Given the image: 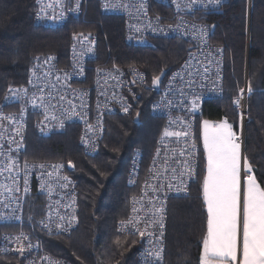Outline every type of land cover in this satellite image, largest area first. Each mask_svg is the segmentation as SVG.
<instances>
[{"label":"built area","instance_id":"2783aa9c","mask_svg":"<svg viewBox=\"0 0 264 264\" xmlns=\"http://www.w3.org/2000/svg\"><path fill=\"white\" fill-rule=\"evenodd\" d=\"M61 2L62 6L56 4L50 8L45 6L55 4V0H40L39 3L35 0L36 22L45 28L57 29L69 20L87 21L90 0ZM228 2L220 0L217 5L208 0H195L194 3L192 0H97L102 15L123 20L125 39L129 43L150 45L153 39L179 38L191 46L181 64L165 75L158 98L150 106L152 116L163 121V135L156 142L145 179L133 196L136 202L130 198L128 214L120 224L124 233L139 238L141 242L138 264H163L168 203L173 198L187 197L198 176L202 146L197 140L196 114L202 103L223 95L226 62L231 57L226 39L223 37L221 42L215 39L214 29L219 24L210 21L209 14L221 11ZM250 4L251 0H248L247 49ZM41 8L45 11L41 12ZM54 13H62V18L57 21L49 19ZM131 83L146 84L142 69L137 66L123 69L110 53L99 62L98 35L77 32L69 49L68 65L61 66L53 53L37 56L30 66L26 83L8 90L4 102L16 109L4 107L0 110L4 116L14 117L13 121L0 120V225L14 226L17 230L0 235V255L16 254L24 264H49L50 261L69 264L44 250L42 236L61 235L78 226V195L76 184L67 173V165L23 158L29 117H35L34 128L43 137L67 125L76 126L79 147L86 156H94L103 136L105 119L130 111L127 93ZM242 89L241 103H233V107L238 114L239 131L236 135L243 156L249 91L247 85ZM194 96L199 99L193 112L190 109ZM240 96L239 90L233 101ZM125 108L129 110L125 112ZM166 130L170 133L187 131L188 136H166ZM193 151L197 153L195 156L188 154ZM182 152L185 155H181ZM141 156L140 151L134 155L128 174L129 185L134 184L140 174ZM186 162L194 169V176L189 174ZM153 188L159 189L158 194ZM33 195L44 198L43 212L39 218L25 221L26 201ZM133 208L138 212H133ZM156 209L161 211L156 212ZM137 218L142 221L141 230H145L146 223L150 225L144 237L133 225L125 226L127 221ZM21 235L29 239L18 242L16 238ZM21 243L25 248L23 253L18 250ZM157 251L161 252L159 260L155 256Z\"/></svg>","mask_w":264,"mask_h":264},{"label":"trees","instance_id":"16d2710c","mask_svg":"<svg viewBox=\"0 0 264 264\" xmlns=\"http://www.w3.org/2000/svg\"><path fill=\"white\" fill-rule=\"evenodd\" d=\"M34 12L35 0H0V110L16 109L4 102L7 92L26 83L35 57L53 53L61 66L68 65L69 49L77 32L98 35L99 62L110 53L119 67L137 66L146 75L145 85H132L127 93L130 111L105 119L103 136L94 156L82 152L76 126L67 125L43 137L34 128L35 117H29L23 158L66 165L71 162L72 169L67 173L74 180L78 195V226L65 234L42 236L44 250L69 264H138L141 242L124 233L120 224L128 214L130 198L138 193L145 179L156 142L163 135V121L150 113V106L159 94L151 88V82L162 71L167 75L177 68L191 46L179 38L153 39L150 45L129 43L123 20L102 15L97 0H90L87 21L69 20L57 29L38 24ZM209 20L219 24L213 35L219 42L223 37L226 39L231 57L226 62L223 95L202 103L196 114L197 126L203 119L212 122L226 119L237 134L239 121L233 99L240 89L250 85L244 157L259 178L264 176V0H251L248 49V0H229L221 11L209 14ZM137 151L142 154L141 171L135 183L129 185V169ZM203 174L201 157L189 195L168 203L163 264H199L206 227L201 192ZM44 203L41 196L29 197L25 221L39 218ZM14 230H17L14 226L0 225V235ZM0 264L24 262L16 254H6L0 255Z\"/></svg>","mask_w":264,"mask_h":264},{"label":"snow or ice","instance_id":"6c2138e0","mask_svg":"<svg viewBox=\"0 0 264 264\" xmlns=\"http://www.w3.org/2000/svg\"><path fill=\"white\" fill-rule=\"evenodd\" d=\"M37 2L39 3L40 0ZM192 2L194 3L195 0ZM208 2L218 5L220 0H208ZM56 4L62 6L61 0H55V4L50 3L45 7L54 8ZM40 11L44 12L45 8H41ZM37 15L39 16L40 12ZM62 15V13H54L48 18L57 21L62 18ZM159 82L160 76H156L152 80L153 85ZM243 91L240 89L241 96L233 101L234 104L240 105ZM248 91L251 92L250 85ZM198 99V96L193 97L190 111L194 112L197 109ZM32 103L35 104V100ZM128 110V108L124 109L125 112ZM139 115L138 112L137 118ZM4 119L13 121L14 117L0 114V120ZM165 135H183L187 138L188 132L170 133L166 130ZM199 138L202 140L203 155L206 160L201 182L203 205L206 211V227L201 240L202 251L199 264H264V176L258 178L253 174V168L247 157L242 156L241 144L233 131V125L226 119L219 122L202 121ZM193 139L195 140V137ZM192 147L196 148L195 143ZM188 154L195 156L197 153L193 151ZM181 155H185V153L182 152ZM69 165L71 166V162ZM185 167L189 174L194 176L192 166L186 162ZM145 187H150V185H145ZM158 191V188H153L154 193L158 194ZM135 202L136 198L133 197V203ZM160 211L161 209H156V212ZM133 212H138V210L133 208ZM153 216L155 217V213ZM140 223L142 221L139 218L130 219L125 226L133 225L136 232L144 237L146 229L150 225L146 223L145 230H141ZM59 227L58 224L57 228ZM163 227L164 225L161 223L160 228L163 229ZM16 239L18 242H22L29 238L21 235ZM28 247L31 245L29 244ZM18 250L21 253L24 252L25 248L22 243ZM149 255L152 253L150 252ZM155 256L159 260L161 252L157 251ZM49 264H54V262L50 261Z\"/></svg>","mask_w":264,"mask_h":264},{"label":"water","instance_id":"95a60500","mask_svg":"<svg viewBox=\"0 0 264 264\" xmlns=\"http://www.w3.org/2000/svg\"><path fill=\"white\" fill-rule=\"evenodd\" d=\"M165 75H166V72L162 71L158 75V76H160V82L158 84H156V85H153V83L151 82V88L154 89V90H159L160 85H161L162 80L164 79ZM246 81H248V71L246 72V75H245V83H246ZM131 84L134 85V83H131ZM135 120L138 121L137 116H136ZM244 136H245V129H244ZM243 156H244V146H243ZM67 167H68L69 170H71L72 169V164H71V166L68 164Z\"/></svg>","mask_w":264,"mask_h":264},{"label":"crops","instance_id":"0c3cea01","mask_svg":"<svg viewBox=\"0 0 264 264\" xmlns=\"http://www.w3.org/2000/svg\"><path fill=\"white\" fill-rule=\"evenodd\" d=\"M202 121H204V119L201 120L200 123H199L198 130H197V132H198V137H199L200 126H201ZM208 121H209V120H208ZM211 122H212V121H211ZM228 123H229V122H228ZM233 131H234V130H233ZM199 143H200V145L202 146L203 172H204V170H205V165H206V160H205L204 155H203V144H202V140H201L200 138H199ZM203 175H204V174H203Z\"/></svg>","mask_w":264,"mask_h":264},{"label":"rangeland","instance_id":"374dc122","mask_svg":"<svg viewBox=\"0 0 264 264\" xmlns=\"http://www.w3.org/2000/svg\"><path fill=\"white\" fill-rule=\"evenodd\" d=\"M246 30H247V28H246ZM82 33H83V32H82ZM246 82H248V81H246ZM61 130H62V129H61ZM24 143H25V142H24ZM82 152H83V151H82ZM71 231H72V230H71ZM71 231H70V232H71ZM67 233H68V232H67ZM64 234H65V233H64Z\"/></svg>","mask_w":264,"mask_h":264}]
</instances>
